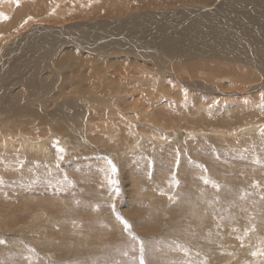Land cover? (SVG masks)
Returning a JSON list of instances; mask_svg holds the SVG:
<instances>
[{
  "label": "bare ground",
  "instance_id": "bare-ground-1",
  "mask_svg": "<svg viewBox=\"0 0 264 264\" xmlns=\"http://www.w3.org/2000/svg\"><path fill=\"white\" fill-rule=\"evenodd\" d=\"M76 4L79 9L86 10H81L78 17L76 14L68 19L81 18L90 22L96 20L97 23L101 22V24L89 25L90 23H84V26L77 23L71 25L73 21L68 22L66 16ZM88 6L89 8H85ZM182 7H186L187 11L179 12L176 15V10ZM140 9L162 13L155 15L148 23H144L145 25H141L139 30H135L130 27V22L134 12ZM241 10H249V12L242 14L244 16L248 14L254 21L241 17L239 15ZM256 10L260 12L258 13L260 18L257 20L253 18L257 15ZM57 11H61V14L55 15ZM184 13L185 17L182 16ZM187 14L189 15L187 16ZM220 16L226 18L220 20L218 18ZM100 17L111 19L102 21ZM37 18H40L41 21L31 27L29 25L24 26V29L26 28L24 36L20 37L23 34L18 33L14 38V45H16L14 48L18 52L23 51L25 45H28L27 48L38 45L44 48L36 50L27 61H20L23 68L30 71L25 74L21 72L16 75L15 73L14 79H8L11 81L8 86L15 88L18 84H25L34 73H36V77H41L46 70L53 72L51 77L44 73L48 78L45 82L39 83L40 87L37 88L39 91L37 94L35 93V97L32 96L34 98H31L32 93L26 97V94L31 92L26 90H31V86L24 89L17 87L15 90L20 91H13L14 93H12L23 98L16 100L21 104L17 107L30 105L25 110L31 107L28 111L34 112V115L39 117L38 120L41 123L37 127L42 128L41 131L44 132V129H47L44 124L51 123L54 126L48 125L51 129V132L48 133L51 135L43 133L40 135L43 139L38 143L34 142L36 139L32 142L29 140L30 137L28 138V132L31 131L35 134L36 128L34 127L36 126L30 129L29 127L25 128L26 133L24 134L12 131L6 135L0 130V149L10 148L9 152H11L17 147L21 151H33L39 156L46 157L48 156L45 154L47 149L43 144H53V139H58L59 144L62 145H69L67 144L69 140L71 142L78 141V139L79 141H86L84 133L93 132L92 134H94L97 132V125L94 126L96 122L91 124L87 121L89 119L90 122H94L90 113L88 118L85 117L84 105L87 106L90 102L96 108V110L93 109L94 113L101 109L102 119L113 120L114 125H120L119 128L111 127L114 133L108 132L104 125L98 126V133H107L112 140L117 137L120 139L121 134L119 132L122 131V128L128 127L129 121L133 124L136 118L142 117L143 113L145 116L150 115L147 118L149 123L152 124L153 120H157L156 123L158 124L154 125L157 126L155 135L159 136L153 134L155 137L149 136V141L138 138L128 150L138 148L141 144L148 145L149 142L158 146L161 143L159 138H162L166 133L162 131L163 127L176 126L179 121L186 123V126L188 124L192 132L197 134V131L200 132L202 129L210 130L213 132L210 137L216 136L218 139L214 138L212 142L215 149L210 155V160L207 159L206 161L207 171L204 172L196 168L197 164L190 166L188 161L177 157L190 150L188 145H185V136L177 141L172 140L176 138L174 136L171 140L170 138L165 139L175 146V148L170 147L166 150L175 153L176 160L180 162L178 165H181L183 170L180 171V174H183L181 179L189 181L187 184L189 188L201 191L196 197L200 199L199 205L193 204L191 201L193 192L189 188H186L181 194L184 201L180 205L178 200L177 205L181 211L189 207L198 208L203 217L204 215L210 217V220L207 221L210 224L211 239L216 236L222 247L227 248L223 253L222 264H249L251 254L248 253L246 258H238L237 256L241 252L239 250L240 239L251 238L252 243L249 242L250 245L260 253V249L263 248H259V244L256 245L254 234L259 235V230H264V223H260L257 232L251 234L253 237L246 234L247 231L242 222L244 216L238 200L243 191L249 190L246 188L251 190L254 188L256 191L263 184L264 178L263 180L258 178V171H264V151H262L263 158L258 161L257 150L252 152L247 149L242 151L240 156L239 153L234 152V149L221 147L220 142L227 141L233 145L245 142L246 147H248L247 144H250L252 149L255 147L253 145L257 143L264 146V141L259 135L261 134L259 133L261 126L259 123H264L262 120V116H264V0H76V2L74 0H0V21L2 22L0 23V32L11 35L16 30L15 28L25 21L36 22L40 20ZM134 25L133 27H139V25ZM33 34L34 36H32ZM2 50V55L5 54L7 60L3 62V56H0V63L2 61L10 70L12 68H10L9 62L14 53L8 51L6 46ZM103 55L108 59H103ZM179 58L185 59L187 62H182L183 60L173 62ZM14 68L18 69L17 66ZM66 69L75 70L74 74L78 75L79 81L74 82V88L71 86L69 88L60 87L58 90L56 88L57 83H59L58 72ZM165 76L170 77V80L166 79ZM130 77L133 80L127 81L126 78ZM50 79L51 81H49ZM5 81L7 80L5 79ZM99 82L102 85H98ZM217 82L223 83L226 87L217 84L218 88ZM34 86H32L33 89ZM167 86L170 89H167ZM7 87H2L3 92L0 97V129L13 123L10 114L15 108L13 109L10 103L3 104V97L8 94ZM116 94L122 97L117 98ZM96 95L100 99L97 104L95 102H97L96 98L98 97L94 98ZM227 97H231L230 102L226 100ZM58 98L60 101L56 103ZM139 98L141 101L138 100ZM163 99H166L169 104L174 103V105H163V107L158 108L164 103L160 104V102L157 105L156 103ZM223 100L229 104H225ZM123 104L126 105L125 108L122 107ZM100 105L105 107H99ZM152 106L155 110H150V113L144 111L149 110ZM214 107H216V111ZM50 109L49 119L42 123L43 116H45L42 113ZM140 112L141 116L138 115ZM210 113L213 115L212 118L209 116ZM129 114L136 116L131 117ZM159 114L164 121L162 124L156 117ZM99 118L97 117L96 120ZM49 120L50 122H48ZM56 120L63 123L64 129L61 127V123L59 125L54 124ZM84 121H87L91 126H85ZM203 121H206L208 127L203 128L201 126ZM12 130H17V128L13 127ZM133 130L130 127L127 132L128 135L137 137L136 132L132 134ZM9 137L10 139H8ZM219 137H223L222 139L225 141H221ZM35 138L37 137L35 136ZM121 140L123 141L124 138ZM41 142L44 143L41 144ZM151 145H148L147 148H152ZM236 147L235 149H237ZM197 153L194 149L192 155L194 160L197 159ZM235 154H238L239 157ZM258 154L260 155V153ZM228 159L232 161L229 162ZM199 162L203 164L202 160ZM171 164L170 162V166H173ZM130 170L131 172L127 170L124 174L132 187L144 182L138 176L132 175L137 174L133 168L130 167ZM244 170L249 171L246 173ZM163 173L164 175L160 179V191L162 193L175 192V187L170 183L172 176L169 173ZM261 176L264 177V172L261 173ZM181 179L180 181H182ZM205 180L208 183H205ZM255 181L260 182V186ZM149 188L154 189V186L150 184ZM154 191H158L157 185ZM186 194H189L190 197H185ZM140 196L142 197V195ZM151 201L155 202L154 199ZM246 206L245 208L248 209V205ZM171 208L167 207L166 209ZM201 218L199 223L203 224L202 219L204 218ZM185 220L183 218V222L186 223L183 225V229L190 227L188 220ZM261 235L260 237L263 239V235ZM251 246L248 248L252 252ZM243 247L245 248V246ZM211 252L216 254L214 246H210V261L214 257Z\"/></svg>",
  "mask_w": 264,
  "mask_h": 264
},
{
  "label": "rangeland",
  "instance_id": "rangeland-1",
  "mask_svg": "<svg viewBox=\"0 0 264 264\" xmlns=\"http://www.w3.org/2000/svg\"><path fill=\"white\" fill-rule=\"evenodd\" d=\"M74 1L76 2V0ZM77 6L78 5L76 4L72 10H69L68 15L66 16L68 22L73 21L71 25L81 23L85 26L84 23H90L89 25L97 23L96 20L90 22L87 19L84 20L81 18L75 20L68 19L76 14H78V17L81 14V10H86L79 9ZM85 8H89V6ZM177 10L176 15L179 12L187 11L186 7L178 8ZM151 12L147 9H140L139 11L134 12L130 22V27H132V29L139 30V28L142 27L141 25H145L150 21V19H153L155 15L162 13ZM247 12H249V10H241L239 15L250 21H254L248 14L245 16L242 14ZM256 12L257 15L253 16V18H256L257 20L260 18L258 17V13L260 12L258 10H256ZM60 14L61 11L55 12V15ZM188 15L189 14H187V16ZM182 16L185 17V13ZM218 18L222 20V18L224 19L226 17L220 16ZM47 19L49 18L47 17ZM100 19L105 21V19L111 18L100 17ZM29 21L30 20H27L20 26L16 27V30L11 35L0 32V56H3V62L7 60V56L5 54L2 55V48L6 46L8 51L14 53L9 62L10 68L13 69L15 66L18 67L17 70L15 68V70H8L9 67L1 61L0 97L3 92L2 87H7L11 84V81L8 79H14L15 73L16 75L21 72L25 74L30 71L23 68L20 61H27L30 57H32V54H34L36 50L44 48L40 45L27 48L28 45H25L24 50L19 52L16 48H14L16 47V45H14V38L18 35V33L23 34L20 37L24 36V33H26V28L24 29V26L26 27L29 25L31 27L35 23L40 22L41 19L36 22ZM51 21L54 23L53 20ZM44 22L48 23L46 21ZM0 23L2 22L0 21ZM99 24H101V22ZM134 24L136 26L139 25V27H133ZM32 36H34V34ZM102 58L108 59L104 55ZM126 58L129 59V57ZM177 60L187 62L185 59L180 58L173 60V62H176ZM2 66L3 68H1ZM170 70H173V68H170ZM74 72L75 70L71 69L59 71V83H57L56 88L58 90H60V87L69 88V86H71L74 88V82L79 81L78 75H75ZM44 73L50 77L54 74L53 72H48L47 70ZM44 73L41 77H36V73H34L32 78L25 84H18L15 88L12 86H8L6 88L8 94L3 97V104L10 103L13 106V109L15 108L13 113H11L12 115L9 113L10 116H12L13 123L7 125L3 129H0L6 135L10 134L12 131H17V133L22 132V134H24L26 133V130H24L25 128L29 127L30 129L34 126H36L34 127L36 128L34 131L35 134H33V132L31 133L30 130V132H28V138L30 137V141L33 142L36 139L34 142L38 143V141H42L43 137L40 135H43V133L51 135L49 134L51 129L48 127L51 123L47 125L44 124V127H47L48 130L44 129V132L41 131L42 128L37 127V125L41 123V121L38 120L39 117L34 115V112L28 111L31 107L25 110L29 104H27V106L24 105L23 107H17L21 104L16 100L21 99L22 96L18 97L13 95V91H20L15 90L17 87L18 89L21 87L24 89L27 86H31V90H26L27 92L31 91L30 93L26 92L28 94V96L26 94V97H29L32 93L31 98H34L35 93L37 94L39 91L37 89L38 86L40 87L39 83L45 82L47 80L46 78H48ZM10 75L13 76L10 77ZM165 78L169 79L170 77L165 76ZM5 79L7 81H5ZM126 80L132 81L133 79L130 77L126 78ZM49 81H51V79ZM217 84L226 87L223 83L217 82L216 86L218 87ZM98 85H102V83L99 82ZM32 86H34V89ZM166 88L170 89L168 86ZM33 90L34 92H32ZM68 95L71 96V94ZM116 96L117 98L122 97L119 94H116ZM95 97H98V95L94 96V98ZM230 98L227 97L226 100L230 102ZM96 100L97 102L95 103H99V97L96 98ZM138 100L141 101L140 98ZM226 100H223L225 104L227 103ZM59 101L60 99L57 100L56 103ZM175 101L177 102V99H175ZM158 103H164L158 108L163 107V105H174V103L169 104L166 99L157 102L156 105ZM91 104L93 103L90 102L89 105H84L85 117L88 118V114L90 113L94 122H90L89 119H87V121L91 124L96 122L94 126L97 125V132L94 134H92L93 132L84 133V137H86V141L84 140V142L83 140L79 141V139L78 141L72 142L69 140L67 143L69 145L59 144L58 139H53V144L50 143L49 145L41 142V144L46 146L45 148L47 149V152L45 154L49 157L39 156L38 153H34L33 151H21L17 147L11 152H9L10 148L0 149V241H4V243H0V264H139L141 241L143 242L145 249V264H222L223 253L227 250V248L222 247L216 236L211 239L209 228L210 224L207 221L210 220V217L205 215L203 217L198 208L189 207L184 208L181 211L177 205L178 200L180 205L181 202L184 201L181 194L184 193L186 188H189L187 185L189 184V181L181 179L183 178V174H180V171L183 170L181 169V165H178L180 162L177 161L176 158L178 157L180 159L181 157L188 161L187 163L190 166L197 164L196 168L202 170L203 172L207 171L206 161L207 159L210 160V155L212 154L213 149H215L213 148L212 142L216 136L213 135L214 137H210L213 132L202 129L200 132L197 131V134L192 132L188 124L186 126V123L179 121L176 126L163 127L162 131L166 133L162 138H159L161 139V143L158 146H154L152 142H149L148 145L150 146L152 144V148H147L148 145L141 144L139 146L142 149L138 147L128 150L131 144L136 142L138 138L139 140H148L149 136H159L155 135V133H157V126L154 125L158 124L156 123L157 120H153L151 124L147 120L150 115L145 116L143 113L141 118H136L133 124L129 121L127 124L128 127L125 128L124 126L122 131L119 132V134H121L120 137L122 139L124 138L123 141L118 137V139L116 138L112 140L111 136L107 133H98V126L104 125L106 126L108 132L114 133L112 128H119L120 125H114L113 120L102 119V110L99 109V111L94 113L93 109L96 110V108ZM194 105H196V103H194ZM211 106H214V104H211ZM49 107H47V109H49ZM99 107L105 106L100 105ZM122 107L125 108L126 105L123 104ZM152 109L153 106L149 110L146 109L144 111L150 113V110ZM214 110L216 111V107H214ZM50 111L51 109L42 113V115H45L43 116L42 123H44V120L49 119L48 113H51ZM215 111L214 113L216 114ZM140 114L141 112L138 115ZM160 114L156 117L159 118V122L162 124L164 121L162 120L163 118ZM129 115L131 117L136 116L134 114ZM209 116L212 118V113H210ZM97 117L100 118L96 120ZM262 120H264V116H262ZM87 121H84L83 124L85 126H91V124ZM48 122H50V120ZM242 122L244 123V121ZM55 123L58 125L61 123V127L64 129V125L61 121L56 120L54 124ZM210 125L213 124L210 123ZM51 126L54 125L51 124ZM201 126L203 128L208 127L206 121H203ZM259 126V133H261L259 135H261L262 140L264 141V123L260 122ZM13 127L17 128V130H12ZM130 127L135 130H133L132 134L136 132L138 135L137 137H131L130 134L128 135L127 132ZM69 135L73 137L75 136L72 134ZM197 135L200 136L199 139H197ZM35 136L37 138H35ZM184 136L185 145L187 144L188 149H190L188 152L182 156L178 155L177 157H175V153L173 154L171 152H167V148H175V146L174 144H171V142L168 143L169 141L165 140L166 138H170V140L174 138L172 140L177 141ZM244 137L246 138V136ZM219 138H221V141H225L222 139L223 137ZM8 139H10V137ZM217 139L218 138H216V140ZM225 143H227V141L220 142V145L222 144L221 147L223 146L224 148L227 147L234 149L235 151H233L235 153H239L240 156L242 151L248 149L252 152L257 150L256 155L259 156L258 161L263 158L262 151H264V146L260 143H252L254 144L253 146H255L254 149L250 147L252 146L250 144H247L248 147H246L245 142L236 143V145L234 144L237 146V149H235L233 143H227L229 145ZM145 148H147V150H144ZM194 149L198 152L196 160H194L192 156ZM258 153H260V155ZM235 155L238 156V154ZM199 160H202L203 164L199 162ZM228 160L229 162L232 161L231 159ZM170 162L173 166H170ZM113 165L116 169H119L115 175L111 172V167ZM130 167L137 173L132 175L138 176L139 179L144 180V182L140 185H134V187H132L129 183V179L126 178L124 172L127 170L128 172H131ZM247 171L249 170H244L246 173ZM163 172L167 174L169 173L172 176L170 177V183L175 187V192L162 193L160 191V179L164 175ZM262 172L264 171H258V178L261 180L264 178L261 176ZM190 173L195 174L193 172ZM109 178L117 180L118 185H110L108 182ZM180 179L182 181H180ZM245 181L248 182L247 180ZM147 183L149 185L152 184L154 189L157 185L158 191H154L152 188L150 189ZM255 183L258 185L260 184L258 181H255ZM114 187H119V195H116L113 191ZM149 189L152 192H150ZM189 189L193 192L191 195L194 199L192 198L191 201H193V204L199 205L200 199L196 197L199 196L201 191H196L191 188ZM246 189L249 190L245 192L243 191L238 201L244 216L242 221L244 224H242L245 226V230L247 231L245 233L251 235L254 234V232H257V227L260 228V223H264V180L263 184L260 188H257L256 191H254V188H252V190L250 188ZM253 192H255V194H252ZM206 194L208 193L206 192ZM140 195H142V197ZM185 197H190V195L186 194ZM152 199H154L155 202H152ZM112 205H115V211H113ZM246 205H248V209L245 208L247 207ZM192 206L196 207L195 205ZM167 207L172 208L166 209ZM117 214L127 220V222L131 225V228L128 231L124 230V225L117 219ZM183 218L188 220V224H190V227L186 228L187 230L182 228L184 227L183 225L186 224L183 222ZM200 218L203 220V224H201V222L199 223ZM263 231L264 230H259V235L254 234V239H256V241H254L257 244L255 242L254 243L257 246L259 244V248H263L260 249V253L250 245L252 243L251 238H245L244 240L240 239L239 250H241V252L237 254L238 258H246V255L249 253L251 254L249 257L250 261H248L250 262L249 264H264ZM251 236L253 237V235ZM210 246H214L216 248V254L211 252L214 254L211 261ZM243 246H245V248ZM250 246L252 248V252L249 249ZM243 251L246 253L244 254ZM240 261L245 262L242 260Z\"/></svg>",
  "mask_w": 264,
  "mask_h": 264
},
{
  "label": "snow or ice",
  "instance_id": "snow-or-ice-1",
  "mask_svg": "<svg viewBox=\"0 0 264 264\" xmlns=\"http://www.w3.org/2000/svg\"><path fill=\"white\" fill-rule=\"evenodd\" d=\"M61 151H62V149H61ZM111 172H112L113 175H115L116 172H117V169H116V167L114 165L111 167ZM108 182H109L110 185H113V186L118 185V181L117 180H114V179H111V178H109V181ZM205 183H208V181L205 180ZM113 191L115 192L116 195H119L120 189H119V187H114L113 188ZM112 208H113V211H115V205H112ZM117 219L120 220L121 223L124 225V230L125 231H128L131 228V225L127 222V220H125L124 218H122L118 214H117ZM0 243H4V241H0ZM144 251H145L144 245H143V242L141 241L140 242V258H139V264H145V261H144Z\"/></svg>",
  "mask_w": 264,
  "mask_h": 264
}]
</instances>
